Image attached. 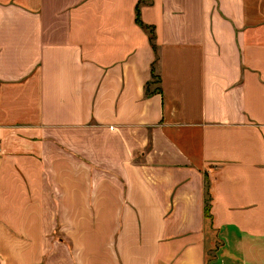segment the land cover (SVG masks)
Masks as SVG:
<instances>
[{
    "label": "crops",
    "instance_id": "1",
    "mask_svg": "<svg viewBox=\"0 0 264 264\" xmlns=\"http://www.w3.org/2000/svg\"><path fill=\"white\" fill-rule=\"evenodd\" d=\"M0 241L264 264V0H0Z\"/></svg>",
    "mask_w": 264,
    "mask_h": 264
},
{
    "label": "rangeland",
    "instance_id": "2",
    "mask_svg": "<svg viewBox=\"0 0 264 264\" xmlns=\"http://www.w3.org/2000/svg\"><path fill=\"white\" fill-rule=\"evenodd\" d=\"M0 245L3 246V248L0 251V254L4 255L3 257H5V255H7V254L11 255V250H7V247L1 241H0ZM4 261L9 262L8 264H15V259H13L12 255H11V257H9L8 259H5Z\"/></svg>",
    "mask_w": 264,
    "mask_h": 264
},
{
    "label": "trees",
    "instance_id": "3",
    "mask_svg": "<svg viewBox=\"0 0 264 264\" xmlns=\"http://www.w3.org/2000/svg\"><path fill=\"white\" fill-rule=\"evenodd\" d=\"M135 22L140 25V23L138 21V17H137V9H135ZM204 214H205V217H206L207 216V208H206V206L204 208Z\"/></svg>",
    "mask_w": 264,
    "mask_h": 264
}]
</instances>
